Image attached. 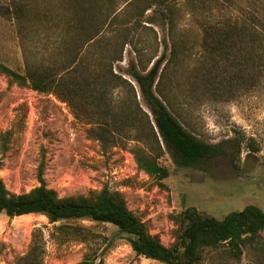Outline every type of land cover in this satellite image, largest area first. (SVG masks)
I'll use <instances>...</instances> for the list:
<instances>
[{
	"label": "rangeland",
	"instance_id": "374dc122",
	"mask_svg": "<svg viewBox=\"0 0 264 264\" xmlns=\"http://www.w3.org/2000/svg\"><path fill=\"white\" fill-rule=\"evenodd\" d=\"M158 1L83 0L78 17L74 16L78 8L70 1L69 13H64L73 22L90 19L108 25L93 43L81 48L85 33L76 26L66 32L60 21L61 0H0V8L27 7L21 25L0 11V63L23 74L26 64L59 61L64 40L85 59L104 66L110 62L112 71L135 87L125 72L130 64L139 72L148 70L149 60L162 53L167 26L159 10H170L173 38L181 50L167 65L161 83L173 103L166 107L185 130L220 146L223 153L182 168L161 142L158 164L169 176L159 185L137 168L133 152L145 148L129 140L132 136L102 149L89 136V122L76 118L64 102L10 84L0 75V178L10 193H28L38 186V166L43 161L44 182L58 197L87 196L102 188L118 192L148 233L169 247L178 233L174 219L187 208L217 220L248 205L264 211V0H162L157 5ZM203 25H215L219 31L229 25L239 31L229 34L233 48L221 44L228 56L218 45L224 34L209 40ZM121 32L130 42L123 48ZM119 57L122 61L116 62ZM122 97L120 88L111 92V113L119 112L117 102ZM121 128L115 134L128 129ZM58 226L88 232L82 231L84 238L62 237ZM85 256L92 264H98L99 257L103 264H161L136 257L125 235L107 224L85 220L51 224L41 215H0V264H79ZM199 264H264V253L247 246L236 257L222 245L204 250Z\"/></svg>",
	"mask_w": 264,
	"mask_h": 264
},
{
	"label": "trees",
	"instance_id": "16d2710c",
	"mask_svg": "<svg viewBox=\"0 0 264 264\" xmlns=\"http://www.w3.org/2000/svg\"><path fill=\"white\" fill-rule=\"evenodd\" d=\"M70 1L78 8L74 16L80 15L83 0H61L63 18L60 21L64 24L66 32L71 26H76L79 33H85L82 48L93 43L108 25L106 22L94 20L91 22L90 19L89 22L78 23V19L73 22L70 15L64 13L70 10ZM162 4V0L157 3V5ZM23 8L27 7L14 4L12 8L2 6L0 11L3 16H14L21 25L24 19ZM149 9L150 6L145 8L143 13ZM171 14L170 10H159V15L167 26V37L162 39V53L159 56L154 55L149 60L148 63L151 64L148 70L144 68L139 72L130 64L125 72L134 82L135 87L123 77V74H115L110 62L104 66L102 63L85 59L81 56V51L66 46L64 40L60 44L59 61L41 65L26 64L23 74L16 73L0 63V75L5 76L10 84L28 88L39 94H52L64 102L76 118L89 122L92 126L88 130L89 136L97 140L102 149L108 145L117 146L119 138L127 139L128 136H132L129 140L135 139L145 148L133 152L137 168L162 185L161 181L169 176V172L158 164L161 142L170 153L174 164L182 168H192L202 161L215 159L223 153L220 146L205 143L185 130L166 107V104L171 107L173 103L171 104L167 91L161 88V83L167 65L174 63L181 50L179 42L173 38L175 25ZM203 27L204 34L209 40L223 33L225 39L218 40V45L230 44V48L235 46V41L229 37V34H238L239 31L234 30L232 26L227 25L222 31H219L215 25L207 27L203 25ZM249 33L251 35L255 33L253 27L250 28ZM119 36V40H122V48L130 44L127 33L121 32ZM204 47L211 51L209 49L211 46L204 45ZM221 50L222 55L228 56L223 45ZM115 61L121 62L122 59L119 57ZM207 76L211 77V74ZM116 88L123 90V97L117 102L119 112L113 114L112 100L109 96ZM139 99L147 112L141 106ZM108 121L112 123L110 126ZM120 126L128 129L124 133L115 134L118 129H123ZM43 167L41 161L37 172L38 186L28 193H10L0 178V215L3 214L7 218L41 215L51 224L83 220L107 224L125 235L136 257L161 264H199L204 250H215L222 245H226L236 257H239L247 246L264 253V234L262 235L264 211L256 206L248 205L241 211L226 215L222 220L203 215L194 208H187L174 219L178 226L176 242L165 247L156 236L150 235L145 224L128 210L125 200L118 192L102 188L87 196L60 198L53 189L46 186ZM56 229L57 232L65 235L62 237L78 235L84 238L82 231L88 232L82 227L58 226ZM35 258L36 256L27 260ZM98 259V264H103V258ZM21 264H31V262L23 261ZM79 264H92V261L85 256Z\"/></svg>",
	"mask_w": 264,
	"mask_h": 264
},
{
	"label": "bare ground",
	"instance_id": "6f19581e",
	"mask_svg": "<svg viewBox=\"0 0 264 264\" xmlns=\"http://www.w3.org/2000/svg\"><path fill=\"white\" fill-rule=\"evenodd\" d=\"M22 217V216H21Z\"/></svg>",
	"mask_w": 264,
	"mask_h": 264
}]
</instances>
